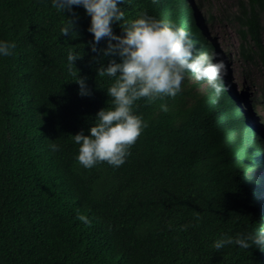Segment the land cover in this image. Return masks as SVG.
I'll return each mask as SVG.
<instances>
[{"label": "trees", "instance_id": "16d2710c", "mask_svg": "<svg viewBox=\"0 0 264 264\" xmlns=\"http://www.w3.org/2000/svg\"><path fill=\"white\" fill-rule=\"evenodd\" d=\"M232 1L244 73H264V0ZM118 7L128 20L146 11L173 22L195 50L219 58L190 0ZM67 19L72 32L63 35ZM89 21L82 7L62 14L51 0H0V39L16 45L0 58V264H264V251L212 247L222 234L264 227V90L245 105L225 72L215 97L189 74L175 97L134 103L147 127L121 166L84 169L71 135L87 134L111 106L112 78L96 69L119 62L99 51L106 39L96 53L88 48ZM69 51L81 55L71 70ZM78 76L89 95L78 94Z\"/></svg>", "mask_w": 264, "mask_h": 264}, {"label": "clouds", "instance_id": "9594fccd", "mask_svg": "<svg viewBox=\"0 0 264 264\" xmlns=\"http://www.w3.org/2000/svg\"><path fill=\"white\" fill-rule=\"evenodd\" d=\"M122 0H51L52 6L62 14L72 12L73 6L82 7L90 21L87 32L92 39L87 42L88 48L96 53L97 45L106 39L107 46L100 49L108 63L100 64L97 75L112 78L106 89L111 98V106L100 109L95 115L94 123L87 129L71 135L77 146L76 164L84 169H91L104 162L118 168L129 155V148L136 142L147 123L133 113V105L140 99L153 103L157 99L175 97L182 90V84L190 74L196 82H203L213 97L222 90L223 72L229 78L228 63L219 58L211 49L197 51L194 49L190 34L171 21L158 19L141 11L135 19L125 18L124 11L118 7ZM62 26L61 34L69 35L72 23ZM113 25L121 29L117 35ZM115 42V43H113ZM14 42L0 39V58L13 54ZM81 55L69 51L68 67ZM79 85L78 94L89 95L85 79L75 80ZM232 86V84H231ZM246 90H240L243 99ZM160 110L168 111L166 104H160ZM260 115V114H259ZM261 119H263L261 117ZM52 152L59 150L58 145H49ZM76 219L88 224L89 219L77 213ZM228 246L240 249L264 251V227L255 232L237 233L234 236L222 234L213 241L212 247L219 251Z\"/></svg>", "mask_w": 264, "mask_h": 264}, {"label": "rangeland", "instance_id": "374dc122", "mask_svg": "<svg viewBox=\"0 0 264 264\" xmlns=\"http://www.w3.org/2000/svg\"><path fill=\"white\" fill-rule=\"evenodd\" d=\"M196 7L197 13L203 22V29L209 37L216 43L220 59H224L230 68L229 81L234 88L246 90V96L250 98L262 99L264 90V73L254 66H248L249 74L245 75L244 66L239 56L240 39L237 34L236 25L231 22L230 15L236 10L232 0H190ZM212 15L214 18L209 19ZM196 83L192 78L189 84ZM206 85L201 82L199 90L204 91ZM260 118L264 119V108L262 104L257 106ZM254 170V175L258 177L262 171Z\"/></svg>", "mask_w": 264, "mask_h": 264}]
</instances>
